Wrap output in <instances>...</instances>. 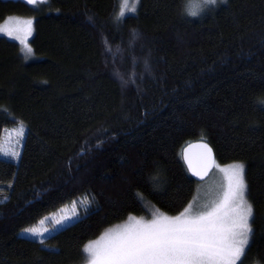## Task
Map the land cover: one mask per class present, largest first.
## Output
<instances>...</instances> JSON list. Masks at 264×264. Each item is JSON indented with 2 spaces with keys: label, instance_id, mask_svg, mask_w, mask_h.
Listing matches in <instances>:
<instances>
[{
  "label": "trees",
  "instance_id": "obj_1",
  "mask_svg": "<svg viewBox=\"0 0 264 264\" xmlns=\"http://www.w3.org/2000/svg\"><path fill=\"white\" fill-rule=\"evenodd\" d=\"M186 1L139 0L118 20L120 0H0V21L34 17L36 55L0 36V135L26 127L0 202V264H83L84 246L128 214L180 213L198 183L181 152L197 140L215 163L243 162L253 233L239 264H264V0L198 16ZM83 196L90 209L43 243L19 234Z\"/></svg>",
  "mask_w": 264,
  "mask_h": 264
},
{
  "label": "snow or ice",
  "instance_id": "obj_2",
  "mask_svg": "<svg viewBox=\"0 0 264 264\" xmlns=\"http://www.w3.org/2000/svg\"><path fill=\"white\" fill-rule=\"evenodd\" d=\"M138 2L133 0L129 7L128 0H122V10L117 19L126 14L125 10L135 12ZM28 3L36 4L37 0H28ZM203 3L216 5L218 0H203ZM185 11L190 16H198L202 9L186 7ZM23 23L28 26L26 34L31 35L33 21ZM0 32L12 35L11 30L2 26ZM27 51L30 53L32 50L28 48ZM19 135H24L22 124ZM202 147L211 154L207 144ZM10 155L18 157L20 154L13 151ZM221 170L227 173L228 185L220 203L205 205L203 211L194 210L190 205L175 217L159 214L150 221L130 216L128 223L106 230L100 238L84 246L82 252L86 264H239L250 245L253 208L246 198L244 165L234 163ZM196 174L201 175L199 172ZM139 198L143 200L142 196ZM81 202L85 206L90 203L87 199ZM75 204L74 201L72 216L55 220L52 230H57L55 226L62 228L78 216ZM44 222L39 221L41 225ZM23 231L40 239L50 230L33 226Z\"/></svg>",
  "mask_w": 264,
  "mask_h": 264
},
{
  "label": "rangeland",
  "instance_id": "obj_3",
  "mask_svg": "<svg viewBox=\"0 0 264 264\" xmlns=\"http://www.w3.org/2000/svg\"><path fill=\"white\" fill-rule=\"evenodd\" d=\"M23 1L28 3V0H23ZM45 1L46 0H37L36 4H30V3L28 4L36 7L44 3ZM128 2H129V7H131L133 0H128ZM186 2L188 4L187 7H191L192 9H195V10L204 9L203 11H205L206 9L212 6V5H205L203 3V0H187ZM119 8L121 11L122 10V0H120ZM125 13H131V12L125 10ZM27 20L33 21L31 25V28H32L31 35H27L25 31L28 26L23 22ZM18 21L20 23H17ZM0 26L4 27L5 29L11 30L12 32L11 36H9L6 32H0V36L6 37L7 39L17 42L19 45L20 51L25 60L30 61L36 58V55L33 52V49L31 46V39L35 32L34 17L21 16V15H8L2 21H0ZM28 48H31L32 50L30 53L27 51ZM21 124L22 123L13 124L12 126L3 128L1 131V135H0V202L8 198L10 189L12 187V182L14 179L15 169H16V166L18 164V161L21 155L24 138L26 135V127L24 124H22L24 135L22 137L19 135ZM13 151L19 152L20 155L18 157L10 155V153ZM4 153H9V154L5 155ZM234 163L243 164V162H240V161H233V162H229L226 164L215 163V167L213 171L211 172V174L205 180L199 181L197 183L196 188H195L194 197L186 207H189L191 205L194 210L203 211L205 210L204 208L205 205H212L213 203H220V201L223 199V194L227 190V185H228L227 173L225 171H222L221 169H227L230 165ZM131 198H132V189L125 188L120 193V195L117 197L116 200L109 202L104 207V211L108 215H112L116 213L121 207H124ZM85 199L90 201V203L87 204L86 206L81 202L82 200H85ZM74 201L76 202L75 210L78 213V216L73 218L70 222H68L64 226L74 222L76 219H78L82 214H84L91 207L92 201L90 197L88 196L77 197L68 205L62 206L55 212L42 218L41 220L45 221L44 224L41 225L38 222L35 225L29 226V227L35 226L39 228H48L50 230L48 233H45L44 236L41 237L40 239H37L31 236V234L24 232L23 231L24 229L21 230L19 234L23 237L36 239L38 241H41V239L44 240L46 237H48L49 235L53 234L54 232H56L57 230L61 228L59 226H55L57 230H52L54 228L55 220L60 219L62 216H72ZM183 210L181 212H183ZM180 213L175 214V215H169V214L162 212L161 210L157 208L149 209L147 215H139L135 213H130L127 215V217L124 220L117 222L113 224L112 226H110L109 228L105 229L99 236H97L95 239L91 241H95L98 238H100L101 235L105 233L106 230L108 229H112L117 226H122L128 223L130 216L136 217L137 219L142 218L144 221H150L154 219L156 216H158L159 214H164L169 217H175L179 215ZM83 264H86V261Z\"/></svg>",
  "mask_w": 264,
  "mask_h": 264
},
{
  "label": "water",
  "instance_id": "obj_4",
  "mask_svg": "<svg viewBox=\"0 0 264 264\" xmlns=\"http://www.w3.org/2000/svg\"><path fill=\"white\" fill-rule=\"evenodd\" d=\"M207 144L211 154L202 145ZM183 163L191 177L199 182L205 180L215 167V154L212 147L203 140H197L186 144L181 152ZM191 165V166H190ZM205 170L207 174L204 175ZM199 172L201 175H197Z\"/></svg>",
  "mask_w": 264,
  "mask_h": 264
}]
</instances>
